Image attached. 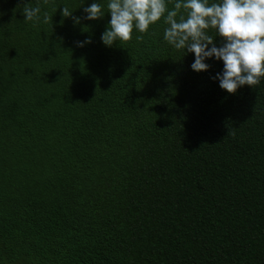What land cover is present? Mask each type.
<instances>
[{"label": "trees", "instance_id": "obj_1", "mask_svg": "<svg viewBox=\"0 0 264 264\" xmlns=\"http://www.w3.org/2000/svg\"><path fill=\"white\" fill-rule=\"evenodd\" d=\"M108 3L0 0V264H264V78L228 93L163 18L106 46Z\"/></svg>", "mask_w": 264, "mask_h": 264}, {"label": "clouds", "instance_id": "obj_2", "mask_svg": "<svg viewBox=\"0 0 264 264\" xmlns=\"http://www.w3.org/2000/svg\"><path fill=\"white\" fill-rule=\"evenodd\" d=\"M169 3L174 4L171 10ZM107 8L111 19L101 36L106 46L117 40L130 41L134 29L147 33L150 25L163 18L167 25L164 40L178 50L195 54L191 65L194 71H207L208 58L223 61V72L213 79H218L220 87L228 93L234 94L244 85L253 88L264 78V0H219L211 4L209 0H109ZM83 11L87 14L83 18L72 17V11L65 6L61 15L72 17L79 24L81 19L97 20L105 14L97 2ZM40 14L39 6L28 3L23 7L25 22H40ZM50 20L52 17L44 12L43 22ZM210 28L223 38L222 46L217 47L213 37L207 34ZM136 39L142 41L143 36ZM87 43L91 39L78 42V46Z\"/></svg>", "mask_w": 264, "mask_h": 264}]
</instances>
